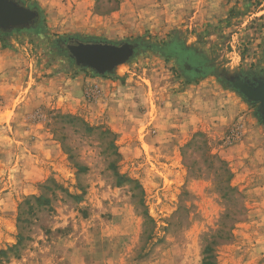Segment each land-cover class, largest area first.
Returning a JSON list of instances; mask_svg holds the SVG:
<instances>
[{"label":"rangeland","instance_id":"obj_1","mask_svg":"<svg viewBox=\"0 0 264 264\" xmlns=\"http://www.w3.org/2000/svg\"><path fill=\"white\" fill-rule=\"evenodd\" d=\"M32 1L47 33L0 39V264H202L206 244L264 264L258 104L151 50L110 78L50 46L177 30L214 71L264 77V0Z\"/></svg>","mask_w":264,"mask_h":264},{"label":"water","instance_id":"obj_2","mask_svg":"<svg viewBox=\"0 0 264 264\" xmlns=\"http://www.w3.org/2000/svg\"><path fill=\"white\" fill-rule=\"evenodd\" d=\"M38 18L36 10L20 4L17 0H0V30L9 31L27 28ZM69 56L82 67L105 74L134 57L139 49L129 42L123 44L104 42H83L75 40L67 47ZM215 75L228 87L240 93L244 99L258 104V117L264 123V77L252 76L246 79L239 73L230 74L215 70Z\"/></svg>","mask_w":264,"mask_h":264},{"label":"trees","instance_id":"obj_3","mask_svg":"<svg viewBox=\"0 0 264 264\" xmlns=\"http://www.w3.org/2000/svg\"><path fill=\"white\" fill-rule=\"evenodd\" d=\"M20 4L25 5L28 3V7L36 10L38 13V17L40 20L41 17V33H47V24L42 12L41 7L38 5L36 1L32 0H17ZM32 26V25H31ZM29 26L27 28H17L24 29V30H31L32 27ZM11 32V31H10ZM8 31H2L0 30V39L3 44H5V36L8 34ZM39 33V32H38ZM75 40L83 41V42H104L107 43V41H97L93 37H85L80 38L76 34L72 35H62L58 36L55 39H53L50 43L52 51H56L58 54H64L69 57V62L73 63L76 67L80 68L81 70H85L88 68L82 67L80 64H77L75 60L69 56V53L67 51V47L70 43H72ZM130 44L134 45L136 49H139V51H146L151 50L164 58L172 59L174 61L175 67L178 69L181 76L186 78L188 82H192L195 80H198L199 78H204L208 75H214V67L210 63L209 58L206 56V54L193 47L192 45L186 44V42L179 37V33L177 30H172L168 36L167 39H165L162 43H152L151 41H145L142 38H137L131 42ZM92 74L94 76L99 77H113V72L100 74L93 69H90ZM238 93V92H237ZM240 94V93H238ZM241 95V94H240ZM242 96V95H241ZM42 198L37 197V199ZM27 200H25V203ZM20 238V235L18 236ZM212 250L211 246L209 244H206L203 249V258H202V264H214L212 258L213 255L210 253ZM8 251L4 249H0V258L6 257Z\"/></svg>","mask_w":264,"mask_h":264},{"label":"flooded vegetation","instance_id":"obj_4","mask_svg":"<svg viewBox=\"0 0 264 264\" xmlns=\"http://www.w3.org/2000/svg\"><path fill=\"white\" fill-rule=\"evenodd\" d=\"M38 20H39V17L36 19V21L34 22V24H32V28L34 27V26H36V24L38 23ZM242 76V75H241ZM243 77H245V76H243ZM246 79H249V80H251V78L250 77H245Z\"/></svg>","mask_w":264,"mask_h":264}]
</instances>
